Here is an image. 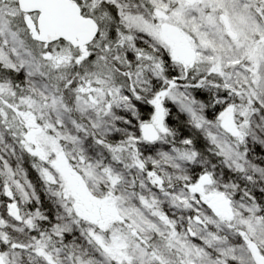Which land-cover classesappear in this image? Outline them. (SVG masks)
Listing matches in <instances>:
<instances>
[{
    "label": "snow or ice",
    "instance_id": "6c2138e0",
    "mask_svg": "<svg viewBox=\"0 0 264 264\" xmlns=\"http://www.w3.org/2000/svg\"><path fill=\"white\" fill-rule=\"evenodd\" d=\"M0 264H264V0H0Z\"/></svg>",
    "mask_w": 264,
    "mask_h": 264
}]
</instances>
